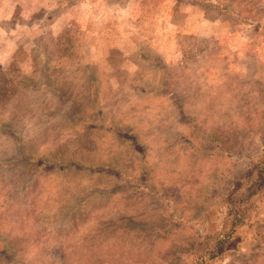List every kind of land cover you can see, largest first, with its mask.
I'll return each mask as SVG.
<instances>
[{
	"label": "clouds",
	"instance_id": "obj_1",
	"mask_svg": "<svg viewBox=\"0 0 264 264\" xmlns=\"http://www.w3.org/2000/svg\"><path fill=\"white\" fill-rule=\"evenodd\" d=\"M25 7L12 36L71 40L42 74L0 64V264H264V77L209 93L113 17L62 32L103 0ZM65 84L82 106L52 130Z\"/></svg>",
	"mask_w": 264,
	"mask_h": 264
},
{
	"label": "rangeland",
	"instance_id": "obj_2",
	"mask_svg": "<svg viewBox=\"0 0 264 264\" xmlns=\"http://www.w3.org/2000/svg\"><path fill=\"white\" fill-rule=\"evenodd\" d=\"M29 2L0 0V64L7 58L10 64L18 62L22 73L42 74L45 68L60 67L66 59L63 49L71 38L60 39L59 34L52 38L20 35L17 39L12 36L18 27H30L42 15L43 10L25 19V5ZM95 2L69 0V6ZM103 2L108 5L107 9H78L62 32L71 29L75 37L76 30H94L100 18L113 17L111 23L124 24V30L132 32L134 40L139 35H147L153 55L171 61H186L192 76L209 93L237 92L252 77H264V0H215L214 4L209 0ZM194 6L205 9L204 17L185 11ZM76 55L78 53L73 52V56ZM145 58L142 51L141 59ZM8 91L5 80L0 83V98ZM81 106L82 98L75 85L60 86L56 106L48 113L49 118L57 121L51 129L71 124ZM257 211L256 207L250 209L247 220L253 219L251 213ZM7 259L5 257L6 262Z\"/></svg>",
	"mask_w": 264,
	"mask_h": 264
}]
</instances>
